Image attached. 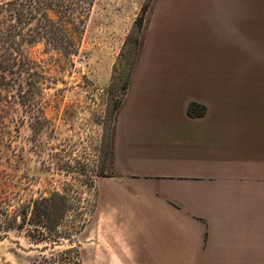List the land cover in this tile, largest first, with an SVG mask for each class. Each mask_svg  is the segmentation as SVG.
<instances>
[{
	"label": "rangeland",
	"instance_id": "1",
	"mask_svg": "<svg viewBox=\"0 0 264 264\" xmlns=\"http://www.w3.org/2000/svg\"><path fill=\"white\" fill-rule=\"evenodd\" d=\"M78 26L68 56L43 41L26 44L29 98L0 99V207L58 190L67 197L64 237L35 243L28 225L0 230V264H100L86 228L99 223L97 180L113 171L116 101L133 82L219 83L215 103L236 116L239 135L260 113L264 0H91Z\"/></svg>",
	"mask_w": 264,
	"mask_h": 264
},
{
	"label": "crops",
	"instance_id": "2",
	"mask_svg": "<svg viewBox=\"0 0 264 264\" xmlns=\"http://www.w3.org/2000/svg\"><path fill=\"white\" fill-rule=\"evenodd\" d=\"M205 85L130 86L113 171L97 180L99 223L86 228L100 264H264V91L239 135L236 116L215 103L220 84ZM190 102L206 111L191 114Z\"/></svg>",
	"mask_w": 264,
	"mask_h": 264
},
{
	"label": "trees",
	"instance_id": "3",
	"mask_svg": "<svg viewBox=\"0 0 264 264\" xmlns=\"http://www.w3.org/2000/svg\"><path fill=\"white\" fill-rule=\"evenodd\" d=\"M90 3L91 0H0V99L18 98L23 104L29 98L28 91L22 86L24 80L26 84L31 83L33 74L29 70L31 62L24 55L26 44L43 41L48 48L63 56L76 51L78 24L83 22ZM15 87L17 95L11 92ZM126 88L125 83L123 91ZM124 98L116 101V112ZM203 109L190 102L191 114L201 113ZM68 188L72 190L71 185ZM66 198L65 194L53 190L48 196H39L13 210L1 206L0 230L11 227L22 229L28 225L27 236L31 241L55 243L64 237L60 235L59 228L68 209ZM65 231V235L70 232ZM69 251H64V254ZM66 260L63 257L56 261Z\"/></svg>",
	"mask_w": 264,
	"mask_h": 264
}]
</instances>
